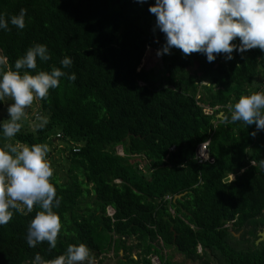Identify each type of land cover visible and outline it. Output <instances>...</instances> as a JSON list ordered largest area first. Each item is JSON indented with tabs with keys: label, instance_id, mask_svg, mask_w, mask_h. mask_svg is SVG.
<instances>
[{
	"label": "trees",
	"instance_id": "1",
	"mask_svg": "<svg viewBox=\"0 0 264 264\" xmlns=\"http://www.w3.org/2000/svg\"><path fill=\"white\" fill-rule=\"evenodd\" d=\"M155 2L0 0L11 29H0L4 70H15L28 48L43 44L50 59L37 58V68L21 74L60 68L76 75L74 82L61 77L46 100L38 99L45 128L22 124L12 138L30 147L45 144L54 131L68 146L65 177L54 171L50 178L60 198L53 209L62 224L57 247L27 244L38 205L31 213L13 210L12 220L0 225V264L31 262L37 254L52 260L81 243L94 255H117L131 248L124 243L129 237L143 242L142 264H150L149 253L161 264H176L164 248L184 262L264 264V241L255 243L264 227V131L253 137L255 124H223L216 115L220 110L230 118L229 105L240 96L264 93V51H234L231 60L220 54L208 62L205 54L185 57L172 48L154 71L140 59L145 46L158 51L166 43L149 12ZM22 8L26 27L19 30L10 18ZM65 56L73 61L70 68L61 64ZM205 139L211 162L195 157ZM89 190L91 203L81 207Z\"/></svg>",
	"mask_w": 264,
	"mask_h": 264
},
{
	"label": "clouds",
	"instance_id": "2",
	"mask_svg": "<svg viewBox=\"0 0 264 264\" xmlns=\"http://www.w3.org/2000/svg\"><path fill=\"white\" fill-rule=\"evenodd\" d=\"M149 12L156 17L155 27L165 35L166 43L157 51V56L171 54L170 49L176 48L185 57L202 53L208 62H213L220 54L231 60L234 51L240 54L251 49L264 51V0H156L150 5ZM26 13L27 9L22 8L19 14L11 16V25L23 30ZM8 25L5 14H0V29L10 31ZM237 38L238 45L234 43ZM37 58L40 61L50 59L45 45L28 48L15 61V70H4L7 58L0 56V101L6 98L13 101L7 108L10 118L2 125L3 135L8 140L20 132L26 109L38 99L46 100L50 89L59 87L61 77L66 76L71 82L76 80L74 73L68 74L60 68L21 74L22 69H36ZM61 64L70 68L73 61L65 56ZM229 111L230 118L219 111L221 123L243 122L246 127L255 124L256 130L250 133L253 137L264 131V93L240 96L238 102L229 105ZM36 120L38 123L34 128L37 130L48 124L47 117L37 116ZM49 151L46 144L20 147L9 143L0 148V225H7L12 220L13 210L26 208L31 213L38 205L42 210L30 221L26 241L33 248L46 241L51 250L57 247L62 224L60 216L53 211L59 206L60 198L50 182L54 170L46 158ZM260 163L264 167V160ZM230 176L235 179L232 174ZM90 255L91 250L81 243L69 245L65 254L52 260L46 261L37 254L33 264H83Z\"/></svg>",
	"mask_w": 264,
	"mask_h": 264
},
{
	"label": "rangeland",
	"instance_id": "3",
	"mask_svg": "<svg viewBox=\"0 0 264 264\" xmlns=\"http://www.w3.org/2000/svg\"><path fill=\"white\" fill-rule=\"evenodd\" d=\"M140 62L144 66H147V67L150 65H153L152 67L154 71L158 70L161 67L160 56H157V50L149 46H145ZM256 78H262V77L257 76ZM12 102L13 101L10 98H6L5 100L2 101V105L0 107V120H7L8 118H10L7 112V108H8V105ZM216 115L220 116L219 111L216 112ZM37 116H41V113L39 111V106H38V100L34 101L33 105L30 108L26 109V115L22 119L21 122L26 128L33 129L35 123L37 122L36 120ZM9 143L13 145H18L20 147L26 146L22 143L14 141L13 139L8 140L3 136L2 148H5V145ZM45 144L48 145L50 149V151L47 153L46 158L50 162L51 167L55 171L56 175H58V177H60L61 179L64 178L65 177L64 167L67 164V160L64 155L67 152L68 146L63 143V140L60 137L55 138L54 131L49 134V139L46 140ZM115 148L118 153H121V149L119 145H117ZM87 186L89 187L90 183H88ZM91 197H92V192L90 190L87 194L83 193V196L80 198V206L82 207L83 205H86L87 203H91ZM233 233L236 236L239 235V231L238 232L233 231ZM261 240L264 241V235L258 241H261ZM124 243L130 244L131 248L125 251H122L121 249H119L117 255L112 253V251L105 253V254L94 255L95 253L92 251V249H90L87 246L91 250V255L89 259L84 261L83 263L85 264H142L141 256L143 252V249H142L143 242L140 241L136 237H129L128 239L125 240ZM162 251L166 253V255L170 256L169 257L170 260L172 262H175L176 264H202L201 260L195 261L196 263H191L190 261L184 262L182 260V256L179 255L178 253H174V250L172 248H166V249L164 248L162 249ZM21 264H33V261L31 262L24 261ZM209 264H217V263H216V260L212 258V260H209Z\"/></svg>",
	"mask_w": 264,
	"mask_h": 264
},
{
	"label": "built area",
	"instance_id": "4",
	"mask_svg": "<svg viewBox=\"0 0 264 264\" xmlns=\"http://www.w3.org/2000/svg\"><path fill=\"white\" fill-rule=\"evenodd\" d=\"M203 110L204 112H207V113L211 112V108L209 106H205ZM207 143H208V139H205L197 144L195 148V157L197 161H202V160H208L210 162L213 161V157L209 156L207 153V148H206ZM115 180L117 181V179ZM106 213L108 215H111L113 213V208L110 205L106 206ZM148 257H149L150 264H161L156 254L149 253Z\"/></svg>",
	"mask_w": 264,
	"mask_h": 264
},
{
	"label": "water",
	"instance_id": "5",
	"mask_svg": "<svg viewBox=\"0 0 264 264\" xmlns=\"http://www.w3.org/2000/svg\"><path fill=\"white\" fill-rule=\"evenodd\" d=\"M181 193H178V194H175V197L176 196H180ZM258 233V237L255 239V243L258 242L259 239H261V237L264 235V227H262L260 229V231L257 232Z\"/></svg>",
	"mask_w": 264,
	"mask_h": 264
},
{
	"label": "crops",
	"instance_id": "6",
	"mask_svg": "<svg viewBox=\"0 0 264 264\" xmlns=\"http://www.w3.org/2000/svg\"><path fill=\"white\" fill-rule=\"evenodd\" d=\"M202 82H205V81H202ZM215 108H217V105H216V107ZM220 111V110H219ZM219 114H220V112H219Z\"/></svg>",
	"mask_w": 264,
	"mask_h": 264
}]
</instances>
